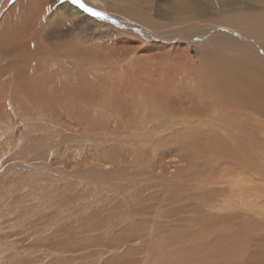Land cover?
Masks as SVG:
<instances>
[{"label": "rangeland", "instance_id": "obj_1", "mask_svg": "<svg viewBox=\"0 0 264 264\" xmlns=\"http://www.w3.org/2000/svg\"><path fill=\"white\" fill-rule=\"evenodd\" d=\"M226 1L206 22L172 15L175 33L171 16L161 28L141 14L158 42L124 28L141 15L115 0H16L15 18L0 7V264H264V50L181 34L214 23L264 49V3L229 0L236 24ZM257 181L258 204L245 191Z\"/></svg>", "mask_w": 264, "mask_h": 264}, {"label": "bare ground", "instance_id": "obj_2", "mask_svg": "<svg viewBox=\"0 0 264 264\" xmlns=\"http://www.w3.org/2000/svg\"><path fill=\"white\" fill-rule=\"evenodd\" d=\"M8 1L9 0H2V3L0 4V7L1 6H3V8L4 7H6L7 6V4H8ZM12 1V0H11ZM16 1V0H15ZM15 1H14V4L12 5V6H9V7H12L11 9L12 10H10V9H8L7 7V9L6 10H9L10 11V13H8L9 15H10V17L11 18H15L14 17V14H15V10H16V3H15ZM86 1V0H85ZM97 1V0H96ZM101 1V0H100ZM103 1V0H102ZM108 1V0H107ZM155 1L156 0H154V3H155ZM182 2L181 3H178V1H176V0H168V9H167V11L166 12H164V13H159L160 12V7H156V12L157 13H154V14H152L150 11L154 8V5H153V2H152V0H115V3H114V5H115V10L116 11H118V10H123V11H125V12H129V11H134V12H137V14H143V15H150V16H152V18L154 17L156 20H154L155 22L154 23H156L157 25H159V27H161V28H163L164 26H163V23L166 25V27H168L167 29L168 30H171V31H173L174 33L176 32V27H178V26H181V25H183L182 23L183 22H181L180 21V18L179 19H177L178 18V16L177 15H187L188 17H190L192 20H195V19H199L200 21H205V20H207V17L209 16L208 15V13L210 14V11H209V7H211L210 6V3H211V1H213L212 3H211V5L212 4H217L216 2H217V0L215 1V0H181ZM66 2H69V1H66ZM90 2H92V1H90ZM114 1H112V3H113ZM233 1H231V2H229V0L228 1H226V3H225V5L224 6H226V5H228V4H231L232 5V7L231 8H227L228 9V11L229 12H232V13H234L235 14V7L233 6V4H234V2L232 3ZM246 2H249V3H255V4H258L257 5V7H261L262 6V4L264 3V0H246ZM13 3V2H12ZM11 3V4H12ZM20 3V2H19ZM98 3V2H97ZM105 3H107L106 2V0H105ZM219 3V2H218ZM241 4V5H244L243 3H245V2H243V1H240V2H237V4ZM10 4V5H11ZM43 4H46L45 2H43ZM88 4H90V3H88ZM222 4V3H221ZM4 5H6V6H4ZM9 5V4H8ZM66 6V5H65ZM64 6V7H65ZM92 6V5H91ZM100 6V5H99ZM102 6V5H101ZM105 6H107V4H105ZM111 6V5H110ZM219 6V5H218ZM256 6V5H255ZM73 7V6H72ZM71 7V8H72ZM108 8H109V6H107ZM113 7V6H112ZM217 7V6H216ZM222 7V6H221ZM221 7H220V9H221ZM46 8V7H45ZM99 8V7H98ZM214 8V7H213ZM256 8V7H255ZM5 9V8H4ZM15 9V10H14ZM67 9V8H66ZM69 9V8H68ZM74 9V8H73ZM72 9V10H73ZM107 9V8H106ZM111 9V8H110ZM217 9V8H216ZM63 10V9H62ZM61 10V11H62ZM76 10V9H75ZM75 10H74V12H75ZM100 10H102V9H100ZM222 10V9H221ZM225 10H226V8H225ZM5 11V10H4ZM104 11V10H103ZM108 11V10H107ZM223 11V10H222ZM221 11V12H222ZM227 11V12H228ZM264 11V10H263ZM57 12V11H56ZM99 12H101V11H99ZM110 13H111V11H109ZM108 12V13H109ZM119 12V11H118ZM55 13V12H54ZM69 13V12H68ZM109 13V14H110ZM144 13H146V14H144ZM217 13V12H216ZM215 13V14H216ZM262 13V12H261ZM1 14H2V12H1ZM58 14V13H57ZM63 14V13H62ZM75 14H77V13H75ZM114 14H117V13H114ZM120 14V13H119ZM135 14V13H134ZM134 14H133V16H134ZM218 14V13H217ZM231 14V13H230ZM60 15V14H59ZM85 15V14H84ZM104 15V14H103ZM111 15V14H110ZM143 15H141L140 16V18L139 19H141V18H143L144 16ZM172 15H174V16H177V18H176V20H174V16H172ZM189 15H191V16H189ZM208 15V16H207ZM211 15V14H210ZM218 15H221V14H218ZM227 15V14H226ZM252 15V14H251ZM54 16V15H53ZM77 16V15H76ZM119 16V15H118ZM133 16H130V17H126V19H121V18H123L122 16H121V20H122V22H123V25H125L124 26V28L126 27V28H128V30L130 31V33H136L137 34V37L139 38V37H143V39L144 38H150L151 37V39H153V38H155L156 40H157V42H158V40L159 39H163L162 38V34H163V32H160V33H158L157 32V30L159 29L158 28V26L154 29V27L153 28H148L147 27V25H145V23H147L146 21H145V18H144V20L143 19H141V20H139V19H137V18H134ZM143 16V17H142ZM165 16H171L173 19V21L172 22H168L167 24H166V21H164L163 22V20H162V17L164 18V19H166L165 18ZM187 16H185L186 18H187ZM3 17V16H2ZM101 17H103V16H101ZM109 17H111V16H109ZM115 17V16H114ZM117 17V16H116ZM115 17V18H116ZM157 17V18H156ZM181 17V16H180ZM211 17V16H210ZM216 17V16H215ZM219 17V16H218ZM228 17V16H227ZM226 17V18H227ZM253 17H254V15H253ZM6 18V17H5ZM130 18H132V20H134L135 22H137V20L138 21H144L143 23L144 24H140V23H138L139 25H136V24H131L130 23ZM151 18V19H152ZM170 18V17H169ZM231 18V17H230ZM235 18H236V14H235ZM241 17L239 16V14H237V18H236V20H234L235 22H236V24H243L240 20ZM256 18V17H255ZM117 19H118V17H117ZM146 19H147V16H146ZM189 19V18H188ZM257 19V18H256ZM181 20H183V18L181 19ZM216 20V19H215ZM218 20V19H217ZM227 20V19H226ZM101 21V20H100ZM147 21L148 22H150L148 25H151V20H148L147 19ZM167 21H169V20H167ZM185 21H188L187 19L185 20ZM210 21H212V20H210ZM243 21V20H242ZM263 21H264V19H263ZM7 22V21H6ZM109 22H111V21H109ZM121 22V21H120ZM135 22H133V23H135ZM206 22V21H205ZM224 22H225V20H224ZM245 22H249L248 20L247 21H245ZM1 23H3V22H1ZM5 23V22H4ZM8 23V22H7ZM209 23V22H208ZM221 23V22H220ZM228 23V22H227ZM260 23V22H259ZM264 23V22H263ZM115 24V23H114ZM181 24V25H180ZM185 24H189L188 22H185ZM184 24V25H185ZM203 24V23H202ZM206 24V23H205ZM249 24V23H248ZM122 25V26H123ZM192 25V24H191ZM190 25V26H191ZM207 25V24H206ZM210 25H211V23H210ZM250 25V24H249ZM2 26V25H1ZM4 26H6V25H4ZM11 26V25H10ZM101 26H103V25H101ZM189 26V27H190ZM246 26H247V23H246ZM245 26V29L244 30H241L242 32H244V33H248L247 32V30H248V28L250 29V27L251 26H249L248 28ZM254 26V25H253ZM252 26V27H253ZM257 26V25H256ZM259 26V25H258ZM257 26V27H258ZM262 26V25H261ZM145 27H147V28H145ZM188 26H186V28H187ZM188 27V28H189ZM192 27L193 28H195L193 25H192ZM212 27H214L213 29H211ZM212 27H201L200 26V28H198V29H192V28H190V29H192V31H185V33H182L181 32V34H183L184 35V37L185 38H187V37H190V39H191V37H198V39L199 38H201L202 36H205V35H214V36H218L220 39H222V38H228V37H233V36H231V35H237L238 37H240V39L242 40V42L245 44V46H247V47H249V48H251V49H254V50H256V51H260L261 52V50H264L258 43H257V41H253V39H250V37H249V35H248V37L249 38H245V37H243L242 35H240V34H238V33H236L234 30H232V29H226V28H224V27H222V26H218V25H214V23H213V25H212ZM252 27H251V29H252ZM264 27V26H263ZM2 28V27H1ZM8 28V27H7ZM6 28V29H7ZM14 28V27H13ZM113 28V27H112ZM158 28V29H157ZM183 28V27H182ZM181 28V29H182ZM185 28V27H184ZM261 28V27H260ZM16 29V28H15ZM14 29V30H15ZM18 29V28H17ZM263 29V28H262ZM8 30V29H7ZM19 30V29H18ZM127 30V29H126ZM126 30H124V31H126ZM133 32H132V31ZM216 30H218V31H216ZM3 31H4V29H3ZM16 31V30H15ZM114 31V30H113ZM117 31V30H116ZM121 31V30H120ZM166 31V30H165ZM181 31V30H180ZM215 31H216V33H215ZM8 32V31H7ZM110 32V31H109ZM167 32V31H166ZM166 32H164V34L166 33ZM179 32V31H178ZM8 33H10V32H8ZM126 33V32H125ZM167 33H171L170 31L169 32H167ZM174 33H172L173 35H167V34H165L163 37H164V39H169V38H173L174 36H176ZM16 34V33H15ZM26 34V33H25ZM115 34H116V32H115ZM127 34H128V32H127ZM178 34V33H177ZM180 34V36L182 37L183 35H181ZM20 35H21V33H20ZM135 35V34H134ZM179 35V34H178ZM9 36H10V34H9ZM17 36V35H16ZM247 36V35H246ZM210 37V36H209ZM2 38H3V36H2ZM1 38V39H2ZM34 38V37H33ZM116 38V37H115ZM178 38H180V37H177V39ZM235 38V37H234ZM252 38V37H251ZM4 39V38H3ZM13 39V38H12ZM121 39V38H120ZM142 39V40H143ZM184 39V38H183ZM193 39V38H192ZM8 40V39H7ZM27 40V39H26ZM31 40V39H30ZM118 40H119V37H118ZM122 40H124V42L126 41L125 39H122ZM133 40V39H132ZM137 40V39H136ZM136 40H134V41H136ZM181 40V39H180ZM20 41V40H19ZM117 41V40H116ZM129 41H131V38L129 39ZM139 41V40H138ZM138 41H137V43H138ZM140 41H141V39H140ZM148 41V40H147ZM155 41V40H154ZM174 41H177V40H173L172 42H174ZM179 41V40H178ZM177 41V42H178ZM184 41V40H183ZM186 41V40H185ZM191 41V40H190ZM262 41V40H261ZM16 42V41H15ZM149 42V41H148ZM165 42L167 43V41L165 40ZM21 43V42H20ZM19 43V44H20ZM152 43L154 44V42L152 41ZM155 43H156V41H155ZM176 43V42H175ZM5 44H7V46H8V43H6V41H5ZM114 44V43H113ZM138 44H141V43H138ZM143 44H144V42H143ZM147 44V43H146ZM167 44H169V43H167ZM166 44V45H167ZM115 45V44H114ZM142 45V44H141ZM155 45V44H154ZM157 45V44H156ZM161 45H162V41H161ZM18 46V45H17ZM116 46V45H115ZM148 48L149 47H151V46H149L148 44L146 45ZM158 46V45H157ZM160 46V45H159ZM169 46V45H168ZM167 46V47H168ZM174 45H172V47H173ZM1 47V46H0ZM11 47L13 48V46L11 45ZM27 47V46H26ZM25 47V48H26ZM112 47H114V46H112ZM146 47V48H147ZM17 48V47H16ZM31 48V47H30ZM162 48V49H161ZM169 48V47H168ZM167 48V49H168ZM10 49V48H9ZM18 49V48H17ZM98 49V48H97ZM110 49V48H109ZM113 49V48H112ZM111 49V50H112ZM129 49H131L132 50V48H129ZM140 49H142V47L140 48ZM140 49H137V50H140ZM159 49V48H158ZM160 49L163 51V47L161 46L160 47ZM170 49V48H169ZM6 50V49H5ZM30 50V49H29ZM99 50V49H98ZM118 50H120V49H118ZM135 50V49H134ZM10 51V50H9ZM76 51V50H75ZM170 51V50H169ZM25 51H23V53H24ZM137 52V51H136ZM164 52V51H163ZM185 52V51H184ZM187 52V51H186ZM28 53V52H27ZM31 53V52H30ZM34 53V52H33ZM75 53V52H74ZM111 53H112V51H111ZM14 54V53H13ZM13 54H11V55H13ZM25 54V53H24ZM35 54V53H34ZM44 54V53H43ZM108 54H110V51H109V53ZM124 54V53H123ZM186 54V53H185ZM8 55H10L9 53H8ZM32 55V54H31ZM135 55V54H134ZM137 55V54H136ZM169 55V54H168ZM113 56V55H112ZM8 57H10V56H8ZM35 57H37V56H35ZM128 57V56H127ZM14 58V57H13ZM21 58V57H20ZM19 58V59H20ZM33 59H34V57H32ZM175 58V57H174ZM174 58H173V60H171V61H173V63L175 62V60H174ZM16 59V58H15ZM30 59H31V57H30ZM169 59V58H168ZM171 59V58H170ZM5 60V59H4ZM16 60H18V58L16 59ZM21 60V59H20ZM40 60V59H39ZM177 60V59H176ZM147 61V60H146ZM145 61V62H146ZM22 62V61H21ZM33 62V61H32ZM120 62V61H119ZM152 62V61H151ZM150 62V63H151ZM159 62V61H158ZM178 62V61H177ZM179 62H180V60H179ZM147 63H149V62H147ZM146 63V64H147ZM16 64V63H15ZM34 64V63H33ZM106 64V63H105ZM152 64V63H151ZM176 64V63H175ZM180 64V63H179ZM240 64H242V65H244L245 67L247 66V68L249 67V64H250V61L248 60L247 61V58L245 59V60H243V61H241L240 62ZM21 66H23L22 64H20ZM28 65V64H27ZM43 65V64H42ZM153 65V64H152ZM161 65V62L159 63V66ZM182 65V64H181ZM6 66V65H5ZM163 66V65H162ZM162 66H160V67H162ZM166 66V65H165ZM169 66V65H168ZM180 66V65H179ZM11 67H13V66H11ZM24 67V66H23ZM175 67H176V65H175ZM13 68H15L14 70H15V72H16V67H13ZM13 68H11V70H13ZM19 68H20V66H19ZM25 68H27V67H25ZM41 68V67H40ZM150 68V67H149ZM163 68V67H162ZM165 68V67H164ZM172 68V67H171ZM32 69H34V68H32ZM96 69V68H95ZM159 69V68H158ZM184 69L185 68H182L181 70H183V73H184ZM249 69H251V70H254V68L252 67V68H249ZM13 70V71H14ZM27 70V69H26ZM41 70V69H40ZM43 70V69H42ZM116 70V69H115ZM155 70V69H154ZM153 70V71H154ZM160 70V69H159ZM174 70V69H173ZM177 70V69H176ZM35 71V70H34ZM95 71V70H94ZM149 71H151L150 69H149ZM157 71V70H156ZM168 71V70H167ZM186 71V70H185ZM193 70H191V72H192ZM21 72H23V70L21 71ZM20 72V74H22ZM40 72V71H39ZM38 72V73H39ZM45 72V71H44ZM152 72V71H151ZM163 72V71H162ZM165 72V71H164ZM178 72H180L179 70H178ZM14 73V72H13ZM41 73V72H40ZM63 73H64V71H63ZM141 73V72H140ZM147 73H149L148 71H147ZM168 73V72H167ZM172 72L170 71V74H171ZM177 73V72H176ZM196 73V72H195ZM16 74V73H15ZM20 74H19V76H20ZM70 74V73H69ZM129 74H131V73H129ZM133 74H136V73H134V72H132V74H131V78H132V76H135V75H133ZM155 75H156V73H154ZM160 74V73H159ZM166 74V73H165ZM181 74V73H180ZM25 75H26V73H25ZM28 75H29V73H28ZM46 75V74H45ZM50 75H52L51 73H50ZM74 75V74H73ZM85 75V74H84ZM125 75V74H124ZM136 75H139V74H136ZM150 75H152V74H150ZM193 75V73H191V76ZM15 76V75H14ZM18 76V74H16V77ZM18 76V77H19ZM37 76V75H36ZM87 76V75H86ZM141 76V75H140ZM147 76V75H146ZM157 76V75H156ZM171 76V75H170ZM174 76V75H173ZM180 76V75H179ZM183 76V75H182ZM8 77V76H7ZM17 77V78H18ZM22 77V76H21ZM23 77H25L24 75H23ZM49 77V76H48ZM77 77V76H76ZM81 77V76H80ZM138 76H136V77H133V78H135V81H136V79H138L137 78ZM141 77H143V76H141ZM153 77V76H152ZM163 77V76H162ZM185 77V76H184ZM47 78V77H46ZM55 78H57V77H55ZM74 78V77H73ZM130 78V79H131ZM167 78V77H166ZM169 78H171V77H169ZM179 78V77H178ZM5 79V78H4ZM24 79L25 78H23V82H24ZM75 79V78H74ZM82 79V78H81ZM151 79V78H150ZM154 79H155V76H154ZM158 79V78H157ZM157 79H155V80H157ZM168 79V78H167ZM172 79V78H171ZM175 79V78H174ZM182 79H184V78H182ZM29 80V79H28ZM42 80V79H41ZM40 80V81H41ZM65 80V79H64ZM142 80V79H141ZM179 80H180V78H179ZM185 80V79H184ZM183 80V81H184ZM16 81H18L19 82V78L16 80ZM38 81V80H37ZM43 81V80H42ZM61 81V80H60ZM134 80H132V82H133ZM186 81V80H185ZM14 82V81H13ZM39 82V81H38ZM48 82H50V81H48ZM53 82V81H52ZM63 82H65V81H63ZM76 82H78V81H76ZM137 82V81H136ZM135 82V83H136ZM145 82V81H144ZM156 82V81H155ZM162 82V81H161ZM4 83V82H3ZM17 83V82H16ZM100 83V82H99ZM112 83V82H111ZM128 83V82H127ZM138 83V82H137ZM136 83V84H137ZM141 83V82H140ZM152 83V82H151ZM157 83V82H156ZM171 83V82H170ZM178 83V82H177ZM186 83V82H185ZM194 83V82H193ZM18 84V83H17ZM34 84V83H33ZM41 84V83H40ZM49 84V83H48ZM114 84V83H113ZM135 84V85H136ZM164 84V83H163ZM162 84V85H163ZM178 84H180V83H178ZM20 85V84H19ZM19 85H17V86H19ZM38 85V84H37ZM45 85V84H44ZM52 85V84H51ZM101 85H102V83H101ZM135 85H134V87H135ZM139 85V84H138ZM138 85H136L137 87H138ZM156 85V84H155ZM158 85V84H157ZM181 85V84H180ZM179 85V86H180ZM183 85V84H182ZM197 85V84H196ZM6 86V85H5ZM11 86V85H10ZM22 86H24V85H22ZM46 86V85H45ZM48 86V85H47ZM46 86V87H47ZM50 86V85H49ZM113 86V85H112ZM118 86V85H117ZM159 86V85H158ZM12 87V86H11ZM84 87V86H83ZM114 87V86H113ZM121 87H123V86H121ZM142 87V86H141ZM145 87V86H144ZM19 88V87H18ZM35 88V87H34ZM85 88V87H84ZM87 88V87H86ZM112 88V87H111ZM115 88H116V86H115ZM119 89H120V87H118ZM132 88H133V86H132ZM140 88V87H139ZM148 88V87H147ZM165 88L167 89V87L165 86ZM172 88V87H171ZM178 88V87H177ZM176 88V89H177ZM181 88V87H180ZM192 88V87H191ZM26 89V88H25ZM39 89V88H38ZM37 89V90H38ZM54 89V88H53ZM109 89V88H108ZM155 89H157V88H155ZM159 89H160V87H159ZM169 89V88H168ZM174 90V88H173V91H177V90ZM19 90V89H18ZM18 90H16V92H20V90L18 91ZM30 90V89H29ZM36 90V89H35ZM36 90V91H37ZM55 90V89H54ZM110 90V89H109ZM112 90V89H111ZM110 90V91H111ZM114 90V89H113ZM118 90V89H117ZM151 90H152V88H151ZM165 90V89H164ZM180 90V89H179ZM182 90V89H181ZM12 91H13V89H12ZM15 91V90H14ZM13 91V92H14ZM32 91V90H31ZM153 91V90H152ZM158 91V90H157ZM192 91V90H191ZM15 92V93H16ZM24 92H26V91H24ZM39 92V91H38ZM44 92H45V90H44ZM91 92V91H90ZM170 92V91H169ZM180 92V91H179ZM182 92V91H181ZM194 92V91H193ZM40 93V92H39ZM53 93V92H52ZM77 93V92H76ZM116 93L118 94V93H120V92H117L116 91ZM150 93V92H149ZM158 93H160V91H158ZM158 93H157V95H158ZM166 93H168V92H166ZM165 93V94H166ZM173 93V92H172ZM171 93V94H172ZM183 93V92H182ZM192 93V92H191ZM22 94H23V92H22ZM22 94H20V95H22ZM82 94V93H81ZM107 94H109V93H107ZM112 94V93H111ZM110 94V96H112ZM145 94V93H144ZM170 94V93H169ZM8 95V94H7ZM26 95V94H25ZM24 95V96H25ZM63 95V94H62ZM78 95H79V93H78ZM116 95V94H115ZM156 95V96H157ZM167 95V97L169 98V96H168V94H166ZM173 95H174V97H176L175 95H176V93L174 94L173 93ZM183 95V94H182ZM189 95V94H188ZM9 96V95H8ZM23 96V97H24ZM35 96V95H34ZM101 96V95H100ZM147 96V95H146ZM187 96V95H186ZM185 96V97H186ZM3 97H4V94H3ZM10 97H11V95H10ZM14 97V96H13ZM20 98H21V96H19ZM32 97H33V95H32ZM31 97V98H32ZM47 97V96H46ZM80 97V96H79ZM123 97V96H122ZM184 97V98H185ZM29 98V97H28ZM35 98H37V97H35ZM53 98V97H52ZM59 99H60V96L58 97ZM69 98V97H68ZM86 98H88V97H86ZM120 98V97H119ZM124 98V97H123ZM147 98V97H146ZM154 98V97H153ZM156 98V97H155ZM166 98V97H165ZM178 98H180V96H178ZM190 98V97H189ZM2 99V98H1ZM8 99H10V100H12L11 98H8ZM23 99H25V98H23ZM27 99V98H26ZM78 99H80V98H78ZM82 100L84 99V97H82L81 98ZM122 98H120V99H118V100H121ZM131 99V98H130ZM135 99H136V97H135ZM171 99H173V97L171 98ZM9 100V101H10ZM16 102H17V100L16 99H14ZM39 100H41L40 98H39ZM43 100V99H42ZM67 100V99H66ZM91 100V99H90ZM112 100V99H111ZM110 100V101H111ZM144 100V99H143ZM156 100V99H155ZM169 100V99H168ZM5 101V100H4ZM19 101V100H18ZM116 101V100H115ZM165 101V100H164ZM174 101V100H173ZM180 101H181V99H180ZM183 101H185V99H183ZM14 102V101H13ZM15 102V103H16ZM32 102V101H31ZM73 102V101H72ZM80 102V101H79ZM83 102V101H82ZM91 102V101H90ZM96 102V101H95ZM118 102V101H117ZM120 102V101H119ZM118 102V103H119ZM139 102V101H138ZM1 103V102H0ZM21 102H17V104H20ZM22 103H24V102H22ZM27 103H29V102H27ZM27 103H25V104H27ZM46 103V102H45ZM50 103V102H49ZM61 103V102H60ZM59 103V104H60ZM93 103V102H92ZM101 103V102H100ZM115 103V102H114ZM126 103V102H125ZM133 103V102H132ZM63 104V103H62ZM61 104V105H62ZM91 104V103H90ZM141 104V103H140ZM147 104H148V102H147ZM150 104V103H149ZM179 104V103H178ZM181 104V103H180ZM6 105V104H5ZM29 105H31V104H29ZM64 105V104H63ZM68 105V104H67ZM76 105V104H75ZM85 105V104H84ZM101 105V104H100ZM112 105V104H111ZM117 105H119V104H117ZM151 105V104H150ZM172 105V104H171ZM3 107V105L1 104L0 105V107ZM32 106V105H31ZM80 106V105H79ZM83 106V105H82ZM86 106V105H85ZM92 106H94V105H92ZM107 106H110L109 105V103H108V105ZM142 106H144V104H142ZM177 106V105H176ZM6 107V106H5ZM4 107V108H5ZM13 107V106H12ZM14 107H15V105H14ZM51 107V106H50ZM96 107V106H95ZM100 107V106H99ZM111 107V106H110ZM117 107V106H116ZM149 107V106H148ZM154 107V106H153ZM156 107V106H155ZM33 108V107H32ZM42 108V107H41ZM46 108V107H45ZM52 108V107H51ZM78 108V107H77ZM93 108V107H92ZM134 108V107H133ZM140 108V107H139ZM159 108V107H158ZM17 109V108H16ZM56 109V108H55ZM72 109V108H71ZM153 109V108H152ZM47 110V109H46ZM38 111V110H37ZM50 111V110H49ZM0 112H1V110H0ZM45 112V111H44ZM74 112V111H73ZM87 112H88V110H87ZM27 113V112H26ZM28 114V113H27ZM30 114V113H29ZM68 114V113H67ZM117 115V114H116ZM115 115V116H116ZM30 116V115H29ZM211 116V115H210ZM200 117V116H199ZM0 119H1V117H0ZM55 119V118H54ZM101 119H103V118H101ZM212 119V118H211ZM2 120V119H1ZM55 121V120H54ZM212 121V120H211ZM210 122V121H209ZM3 124V123H2ZM207 124V123H206ZM6 128H7V126H6ZM180 128V127H179ZM201 128V127H200ZM8 131V130H7ZM173 131V130H172ZM204 131V130H203ZM2 132V131H1ZM164 133V132H163ZM179 136V135H178ZM127 137V136H126ZM191 140V139H190ZM117 141V140H116ZM141 144V143H140ZM258 179V178H257ZM239 184V183H238ZM258 184V181L257 182H253V184L251 183L250 185L249 184H247L246 185V187H245V191L247 192V194L246 195H248L249 194V196L248 197H252V199L254 200V201H256L257 202V204H258V200L259 199H261V196H260V194H258L257 193V185ZM239 186V185H238ZM244 188V187H243ZM251 189L252 190H254L255 191V193H253L252 191H251ZM241 196V195H240ZM243 199V198H242ZM263 200V199H262ZM244 202H246V203H248V202H250L249 200H248V198L246 199L245 198V200H243ZM253 201V202H254ZM252 202V201H251ZM250 202V203H251ZM260 202H261V200H260ZM255 208H256V205H255ZM147 228V227H146ZM118 236V235H117Z\"/></svg>", "mask_w": 264, "mask_h": 264}, {"label": "snow or ice", "instance_id": "obj_3", "mask_svg": "<svg viewBox=\"0 0 264 264\" xmlns=\"http://www.w3.org/2000/svg\"><path fill=\"white\" fill-rule=\"evenodd\" d=\"M74 3H77L80 5V7L85 8L86 11H92L90 8H86L85 5H83L80 0H73ZM94 15H102L101 13H93Z\"/></svg>", "mask_w": 264, "mask_h": 264}]
</instances>
